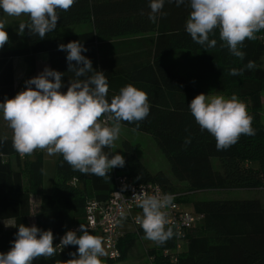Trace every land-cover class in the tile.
<instances>
[{
	"label": "trees",
	"instance_id": "16d2710c",
	"mask_svg": "<svg viewBox=\"0 0 264 264\" xmlns=\"http://www.w3.org/2000/svg\"><path fill=\"white\" fill-rule=\"evenodd\" d=\"M149 0H76L68 11H59L57 27L40 39L24 29V44L0 51V103L27 88L26 82L36 77V55L48 54L51 69L63 73L62 88L66 92L74 73L68 71L67 52L58 46L78 41L86 52L81 54L92 62V68L102 71L108 81V99L119 94L127 84L148 95L150 113L135 124L122 122L137 131L149 134L166 157L173 178L164 172H150L135 155V146L122 143L125 156L123 167H115L108 179L73 170L57 154L54 161L53 186L42 192L43 153L19 156L12 139L0 138V253H7L16 239L19 225H33L42 231L51 230L54 246L60 235L85 221L88 200L105 202L114 190V176L125 174L134 183H158L166 192H183L177 197L182 203L191 202L192 210L202 219L185 232L186 249L176 251L178 237L165 245L155 243L147 255L154 264H264V204L258 198L203 199L189 201L186 195L207 189H264V122L260 119L261 92L264 91V30L255 40H246L241 49L246 53L240 60L221 48L219 31L214 48L205 49L195 43L185 30L190 14L188 0L177 6L175 0H165L155 22L148 18ZM166 13V15L164 14ZM92 22L90 31L62 36V26ZM24 16L22 22H27ZM148 33L144 40H111L128 34ZM135 42V43H131ZM21 57L26 69L19 85L14 87L12 58ZM254 61L256 67L244 66ZM75 65V61L72 62ZM231 68H244L243 75H229ZM85 79V77H80ZM35 88V85H32ZM201 93H215L248 98L253 116L255 135H242L226 150L218 151L215 138L201 131L189 110V103ZM105 117H102L103 119ZM186 137L191 143L185 146ZM111 158V149L105 148ZM13 156L12 166L8 158ZM216 158L218 166L212 163ZM184 182L185 190L176 183ZM39 195L32 211L31 197ZM142 214V211H141ZM13 220L5 229L4 220ZM32 225V226H33ZM77 231V235H80ZM95 235L94 233H91ZM144 237L137 225L134 231L123 233L117 242L116 259L100 257L102 264L123 260L137 238ZM78 246L57 249L53 257H40L33 264H66L70 253ZM164 250L168 252L164 254Z\"/></svg>",
	"mask_w": 264,
	"mask_h": 264
},
{
	"label": "clouds",
	"instance_id": "9594fccd",
	"mask_svg": "<svg viewBox=\"0 0 264 264\" xmlns=\"http://www.w3.org/2000/svg\"><path fill=\"white\" fill-rule=\"evenodd\" d=\"M75 2L0 0V9L9 17H28L27 22L19 24V33L22 34L27 27L30 34L43 39L56 29L60 18L58 10L68 11ZM175 3L180 6L185 0H175ZM164 4L165 0H149L150 21L155 22ZM188 4L191 11L185 30L205 49L216 47L217 40L210 39V36L218 30L220 47H226L232 56L243 60L246 55L241 50L244 42L255 40L256 33L264 30V0H188ZM8 41L5 24L0 22V49ZM58 48L67 52L68 71L74 73L66 92L60 91L63 73L46 67L26 82L25 90L0 103V113L12 130V147L21 155H32L38 149L46 151L49 156L62 155L73 170L107 180V173L115 167H123L125 160L120 154L109 158V152L104 149L114 146L122 122L135 124L138 128L147 118L150 113L148 95L127 84L109 102L105 74L94 70L91 60L81 54L87 49L78 41L61 44ZM255 67L254 61H248L244 66L248 70ZM244 68H231L229 75H243ZM189 110L200 130L215 138L218 151L228 149L242 135H255L253 116L236 94L230 98L198 94L189 103ZM102 117H106L103 122ZM190 143L191 138L186 137L185 146ZM174 199L170 193L138 198L137 206L142 209V214L135 217V222L142 228L145 239L163 246L174 236L181 235L169 226L165 211L174 207ZM121 219H126V214L121 213ZM79 231L80 235L76 231L66 232L60 244L54 246L51 230L42 231L35 225L21 224L10 250L0 253V264H33L40 257L55 256L57 247L68 245L78 248L77 252L70 253L73 259L66 264H102L100 257L107 254L103 238L90 234L84 224L80 225Z\"/></svg>",
	"mask_w": 264,
	"mask_h": 264
},
{
	"label": "rangeland",
	"instance_id": "374dc122",
	"mask_svg": "<svg viewBox=\"0 0 264 264\" xmlns=\"http://www.w3.org/2000/svg\"><path fill=\"white\" fill-rule=\"evenodd\" d=\"M4 15V16H3ZM22 17H9L5 14L1 15V19L8 22V26L11 27L13 23V27L18 32L19 24L22 22ZM82 26H85V24H72L63 26L60 28L59 32L67 33L66 31H79ZM65 31V32H64ZM11 42H14L17 45H23L24 40L22 37H20L17 40H9ZM261 66L264 67V56H262L261 59ZM205 95H219L215 93H204ZM225 98H230V96L223 95ZM241 101H243L246 106L247 110L250 109V101L248 98H241L238 97ZM260 119L262 122H264V91L261 92V109H260ZM102 122V120H101ZM124 141L129 142L131 145L135 146V155L136 157L142 162V164L150 171V172H156V171H162L164 172L171 180L176 181L170 171L169 163L164 156V154L161 152L159 147L157 146L154 139L147 133H143L140 131H137L135 129H132L128 126L122 125L121 133L119 135V138L114 142V146L111 148L112 155L120 154L123 157L125 156V150L122 145ZM43 185H42V192L48 193L51 191L53 186V177H54V161L56 158V155L49 156L46 151H43ZM22 158V157H21ZM13 159V158H12ZM14 160V159H13ZM12 163V161H11ZM212 163L215 165V167L218 166V161L216 158H212ZM178 190H185L187 187L184 182L176 183ZM188 197V200H203V199H227V198H242V197H252L255 198L257 196L262 201H264V190L257 188L256 190H246V189H207V190H200L195 191L193 193H189V195H186ZM32 205V211L37 206V201L33 199L31 201ZM184 207H186L189 210H192V204L191 202L183 203ZM3 227L5 229H8L9 224L2 223ZM33 225V216L30 217V226ZM118 230L120 233H125L128 231H134L135 226L128 221H123L118 226ZM152 246H155V243L145 239L144 237L137 238L135 240V243L133 247L127 252L126 257L117 262L116 264H146L147 262V254L148 249ZM186 249V242L182 239L178 240V247L177 252H183ZM103 257H106L103 256Z\"/></svg>",
	"mask_w": 264,
	"mask_h": 264
},
{
	"label": "built area",
	"instance_id": "2783aa9c",
	"mask_svg": "<svg viewBox=\"0 0 264 264\" xmlns=\"http://www.w3.org/2000/svg\"><path fill=\"white\" fill-rule=\"evenodd\" d=\"M264 37V36H262ZM106 117L102 119V122ZM20 157L23 155L19 154ZM114 190L105 202H98L95 199L88 200L84 209L85 221L84 225L89 232L103 238L106 256L111 259H116L119 256L117 246L118 238L123 234L118 230V226L123 221L131 222L135 228L138 225L135 222V217L141 214L142 209L138 205V198L143 195H164L173 194L174 207L165 209L167 217L174 230H178L181 235L177 236L178 240L185 236V232L195 226L203 217L202 214L196 213L184 207L182 202L177 200L183 192H166L158 183L143 182L134 183L125 174H116L114 176ZM121 213L126 214V219H121ZM80 225L71 227L68 231H79ZM60 235L56 245L60 244ZM178 242L176 244V249ZM60 250V247H57ZM177 251V250H176ZM164 254L168 251L164 250ZM146 264H154L153 255H147Z\"/></svg>",
	"mask_w": 264,
	"mask_h": 264
},
{
	"label": "crops",
	"instance_id": "0c3cea01",
	"mask_svg": "<svg viewBox=\"0 0 264 264\" xmlns=\"http://www.w3.org/2000/svg\"><path fill=\"white\" fill-rule=\"evenodd\" d=\"M2 14H4V13H3L2 9H0V22H3L5 24V31L8 33L9 40H17L20 37H22V39L24 40V33L21 34V33H19V31L16 33V31L13 27V23H12V26L9 27L7 25L8 22L6 23L5 21H3L1 19ZM23 19H24V16L22 18V21H23ZM78 24H80V23H78ZM83 24H85V26H82V28L79 31H66L67 33L59 32V34L62 36H66V35H72V34H77V33H82V32H87V31L92 30L93 25H92L91 20L86 21ZM62 27H60V28H62ZM60 28H59V31H60ZM147 35H150V34H148V33L128 34V35H123V36H119V37H114L111 40H144V38ZM131 43H135V42H131ZM14 46H18V45L15 44L14 42L8 41V43H6L4 45V47L2 49H0V51L5 50V49H9V48L14 47ZM12 65H13L14 87L16 88L22 79V76L24 74L26 66H25L21 57H13L12 58ZM46 67L51 69L49 61H48V54L46 52L38 53L36 55V76H38L41 72H43V70ZM50 79H52V78H50ZM4 137L11 138L12 137V130L8 127L7 122L3 119L2 113H0V138H4ZM3 157L8 158L10 162L12 161L11 164L13 167H15L14 160L12 159L13 156L3 155ZM256 189L257 188L246 189V190L251 191V190H256ZM262 190H264V189H262ZM242 198H252V197H242ZM255 198H258V197L255 196ZM31 199L32 200L35 199L38 202L39 195L32 196ZM258 199L261 201L262 204H264V201H262L260 198H258ZM3 222L9 224L8 229H10L13 226V220H11V219L4 220Z\"/></svg>",
	"mask_w": 264,
	"mask_h": 264
}]
</instances>
